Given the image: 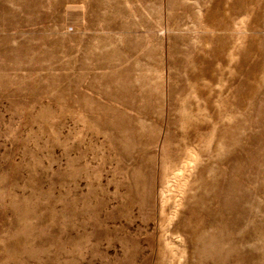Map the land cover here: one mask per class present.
<instances>
[{
    "label": "rangeland",
    "instance_id": "1",
    "mask_svg": "<svg viewBox=\"0 0 264 264\" xmlns=\"http://www.w3.org/2000/svg\"><path fill=\"white\" fill-rule=\"evenodd\" d=\"M0 264H264V0H0Z\"/></svg>",
    "mask_w": 264,
    "mask_h": 264
}]
</instances>
